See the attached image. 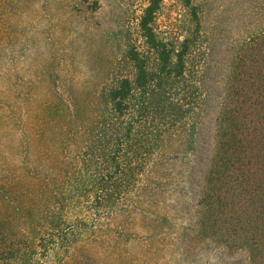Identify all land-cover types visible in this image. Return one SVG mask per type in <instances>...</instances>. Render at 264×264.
<instances>
[{"label":"rangeland","instance_id":"rangeland-1","mask_svg":"<svg viewBox=\"0 0 264 264\" xmlns=\"http://www.w3.org/2000/svg\"><path fill=\"white\" fill-rule=\"evenodd\" d=\"M184 1L160 0L161 35L181 37ZM190 1L205 87L193 146L153 171L137 212L65 207L71 243L47 264H264V0ZM147 3L0 0V249L28 244L41 169L58 166L63 101L88 109L112 70L130 71L125 44L143 47Z\"/></svg>","mask_w":264,"mask_h":264},{"label":"trees","instance_id":"trees-1","mask_svg":"<svg viewBox=\"0 0 264 264\" xmlns=\"http://www.w3.org/2000/svg\"><path fill=\"white\" fill-rule=\"evenodd\" d=\"M159 5L148 0L140 15L143 47L125 44L130 71L112 70L88 109L73 98L63 101L58 166L41 169L46 177L34 225L25 233L28 244L2 247L0 264H47L50 252L71 243L64 228L72 213L65 207L77 199L89 200L88 212L95 214L137 212L155 183L153 171L169 154L193 146L205 104L201 20L197 6L185 0L181 37L161 35L155 28ZM55 170L62 175L58 181L49 176Z\"/></svg>","mask_w":264,"mask_h":264}]
</instances>
